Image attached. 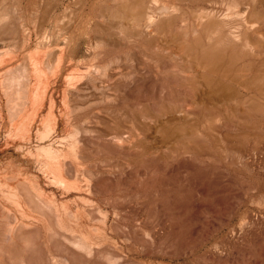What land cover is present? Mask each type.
Returning <instances> with one entry per match:
<instances>
[{"label":"bare ground","instance_id":"bare-ground-1","mask_svg":"<svg viewBox=\"0 0 264 264\" xmlns=\"http://www.w3.org/2000/svg\"><path fill=\"white\" fill-rule=\"evenodd\" d=\"M205 1L0 0V264H182L264 125V0Z\"/></svg>","mask_w":264,"mask_h":264},{"label":"rangeland","instance_id":"rangeland-1","mask_svg":"<svg viewBox=\"0 0 264 264\" xmlns=\"http://www.w3.org/2000/svg\"><path fill=\"white\" fill-rule=\"evenodd\" d=\"M215 1L203 6L225 12L231 0ZM245 131L244 143L216 163L213 179L201 177L184 204L181 222L189 245L182 264H264V125Z\"/></svg>","mask_w":264,"mask_h":264}]
</instances>
